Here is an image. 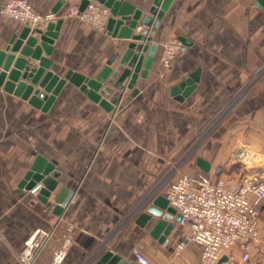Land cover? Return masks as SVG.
Returning <instances> with one entry per match:
<instances>
[{
    "label": "crops",
    "instance_id": "obj_1",
    "mask_svg": "<svg viewBox=\"0 0 264 264\" xmlns=\"http://www.w3.org/2000/svg\"><path fill=\"white\" fill-rule=\"evenodd\" d=\"M10 1L0 0V50L26 27L1 13ZM29 1L49 14L59 0ZM81 2L64 0L57 14L63 23L50 58L51 70L61 77L74 71L96 78L113 56L116 68L129 43L114 38L107 24L97 29L72 16L70 9ZM130 2L148 12L154 0ZM257 2L173 0L150 34L158 49L148 76L139 77L136 95L127 89L111 111L70 82L47 111L0 86V264H25L21 255L31 238L42 244L33 264H56L60 250L66 253L61 264H86L107 251L134 264H140L136 251L150 264H205L196 243L177 251L186 226L177 223L167 236L155 237L158 219L139 222L180 173L236 182L254 171L231 160L240 146L258 155L256 167L264 180V7ZM180 37L192 45L162 73L164 45ZM198 71L195 90L176 99L172 89ZM198 138L202 144L183 172L173 171ZM39 156L61 174L47 204L31 192H19ZM62 187L74 195L58 216L52 203ZM258 227L250 260L242 262V251L235 248L233 264H264V204Z\"/></svg>",
    "mask_w": 264,
    "mask_h": 264
},
{
    "label": "water",
    "instance_id": "obj_2",
    "mask_svg": "<svg viewBox=\"0 0 264 264\" xmlns=\"http://www.w3.org/2000/svg\"><path fill=\"white\" fill-rule=\"evenodd\" d=\"M91 1L110 9L108 32L119 40H129L116 68H112L116 61V56H113L96 78L74 71H69L64 77L54 73L51 70L54 62L50 57L63 23L62 20H58L49 23L44 30L24 27L18 35L12 37L5 50H0V86L4 85L7 92L22 97L42 111H47L52 106L68 82L79 87L91 100L99 103L107 111L120 104L127 89L133 90V95H136L138 90L134 87L139 77L148 76L158 49L157 44H152L151 31L159 28L160 20L173 0H154L148 12H144L130 0H82L80 11H84ZM63 3L64 0H59L52 13L57 15ZM257 5L264 7V0H258ZM139 25L144 28L136 34ZM179 40L183 43V51L192 45L185 37H180ZM17 53H20L21 57L17 58ZM29 58L36 66L29 62ZM198 77L199 71L191 74L172 89V95L178 100H184L195 90ZM60 176V172L55 170L52 163L39 156L21 181L19 192L23 190L31 192L38 200L47 204L59 187ZM73 195L74 192L67 187L59 190L52 203L56 215L63 214ZM153 218L158 219V222L152 230V235L158 237L167 236L180 222L181 216L169 206L165 197L160 196L146 209L139 223L145 225ZM86 264L134 263H129L114 252L107 251L97 253Z\"/></svg>",
    "mask_w": 264,
    "mask_h": 264
},
{
    "label": "built area",
    "instance_id": "obj_3",
    "mask_svg": "<svg viewBox=\"0 0 264 264\" xmlns=\"http://www.w3.org/2000/svg\"><path fill=\"white\" fill-rule=\"evenodd\" d=\"M1 13L32 29L46 28L57 21L53 13L38 12L29 0H12L1 9ZM70 14L97 29H105L111 15L110 9L91 2L84 10L73 6ZM183 52L179 39L168 41L163 48L161 63L166 70L172 68ZM234 163L252 166L239 181L225 178L211 179L205 174L191 176L180 173L166 187L164 197L169 206L180 214V224L188 228L177 251H184L196 243L201 249L205 264H233L230 255L235 248L242 251V262L250 260L252 244L258 239L259 207L264 204V180L256 165L259 159L249 146H240L232 154ZM173 171H179L176 164ZM253 197V199H252ZM21 258L25 264H33L36 248L41 243L31 238ZM135 259L140 264H150L149 258L136 251ZM66 257L64 250L56 253L54 262L61 264Z\"/></svg>",
    "mask_w": 264,
    "mask_h": 264
},
{
    "label": "rangeland",
    "instance_id": "obj_4",
    "mask_svg": "<svg viewBox=\"0 0 264 264\" xmlns=\"http://www.w3.org/2000/svg\"><path fill=\"white\" fill-rule=\"evenodd\" d=\"M172 39H178V38H172ZM170 39V40H172ZM169 40V41H170ZM183 53V52H182ZM162 64V63H161ZM174 65V64H173ZM162 73L166 72L168 70H166L163 65H162ZM203 135V134H202ZM201 135V136H202ZM202 140V139H201ZM199 140V138L193 142L192 146H189L188 149L186 150V153H184V155H182V157H180V160H178V162L176 161V164L179 166V169L181 170V172H183V168L188 164L187 160L194 155V153L196 152L197 148L200 147V145L202 144V141Z\"/></svg>",
    "mask_w": 264,
    "mask_h": 264
}]
</instances>
